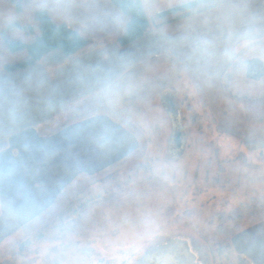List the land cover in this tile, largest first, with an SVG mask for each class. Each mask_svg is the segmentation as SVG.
<instances>
[{
  "label": "crops",
  "instance_id": "1",
  "mask_svg": "<svg viewBox=\"0 0 264 264\" xmlns=\"http://www.w3.org/2000/svg\"><path fill=\"white\" fill-rule=\"evenodd\" d=\"M166 51L182 62L160 58L138 67L109 96L112 109L146 132L152 114L161 118L157 126H167L169 119L172 128L165 105L181 107L185 121L186 110L196 113L199 105L198 120L207 125L199 84L216 131L254 148L264 146V122L248 123L244 105L228 96L223 84L224 79L237 95L264 94V88L258 90L264 75L249 77L246 65L253 57L264 62V0H216L214 7L169 21L125 45L113 41L85 49L52 70L41 63L0 68V140L7 141L0 148V243L18 239L15 232L50 206L77 174L104 169L138 144L133 131L105 113L47 135L37 125ZM237 80L244 88L234 86ZM256 127L263 134L251 129ZM231 247L236 264H264V219L244 224Z\"/></svg>",
  "mask_w": 264,
  "mask_h": 264
},
{
  "label": "rangeland",
  "instance_id": "2",
  "mask_svg": "<svg viewBox=\"0 0 264 264\" xmlns=\"http://www.w3.org/2000/svg\"><path fill=\"white\" fill-rule=\"evenodd\" d=\"M172 2L162 0L158 7H169ZM242 84L234 81L239 88H244ZM179 88H183L181 83ZM261 88L264 84L258 90ZM199 108L197 105L196 113L192 108L186 110L187 144L179 158L166 157L172 132L169 119L167 126H157L155 121L161 118L152 114L151 126L144 132L146 149L139 158L74 194L49 223L28 235H18V239L14 236L6 244L2 241L0 264H138L147 249L171 236L189 237L206 264H236L233 254L221 247L216 214L264 200V161L258 158L264 146L254 148L241 137L211 132L208 124L198 120ZM251 129L263 134L262 128ZM150 179L178 183L175 202L169 195L158 194L142 208L110 213L109 226L96 229L88 238L68 234L83 203ZM28 236L32 244L20 250Z\"/></svg>",
  "mask_w": 264,
  "mask_h": 264
},
{
  "label": "trees",
  "instance_id": "3",
  "mask_svg": "<svg viewBox=\"0 0 264 264\" xmlns=\"http://www.w3.org/2000/svg\"><path fill=\"white\" fill-rule=\"evenodd\" d=\"M161 1L0 0V68L15 70L41 63L48 70H52L85 49L100 47L113 41L125 45L169 21L216 5V0H187L159 8ZM160 58L182 62L171 51L153 55L125 71L108 86L90 92L37 125L39 133L47 135L70 123L105 113L133 131L138 138V144L125 157L104 169L92 174L86 172L77 174L60 190L50 206L21 226L15 234H29L37 227L49 223L74 194L126 166L145 152L147 138L142 129L112 109L108 100L126 76L143 64ZM188 71L197 81L195 73L191 69ZM223 84L227 95L244 105L248 123L264 122V94L254 97L237 95L230 90L224 79ZM198 90L203 101L208 128L214 132L215 118L207 107L199 84ZM6 145V139H1L0 148ZM258 158L264 161V150L259 153ZM179 191L178 183H168L160 179L135 182L108 197L83 203L68 234L88 238L96 229L109 226L110 213L122 214L132 208H142L155 195L163 193L171 196L175 202ZM216 219L218 221L216 234L223 242L221 247L228 255H232L233 235L244 224L264 219V200L218 211Z\"/></svg>",
  "mask_w": 264,
  "mask_h": 264
},
{
  "label": "water",
  "instance_id": "4",
  "mask_svg": "<svg viewBox=\"0 0 264 264\" xmlns=\"http://www.w3.org/2000/svg\"><path fill=\"white\" fill-rule=\"evenodd\" d=\"M247 65V74L249 77L254 79H259L262 75H264V62L257 58L253 57L246 60ZM165 108L170 116L171 122H172V132L170 134V137L167 141V155L166 157L168 159H176L179 158L185 151L186 144H187V132L184 128L183 124V117L181 112V107H170L169 105H165ZM174 238H170L168 240V243H173ZM184 242V241H183ZM31 243V239L25 240L22 245H20V249L25 247ZM185 243V242H184ZM155 249L153 252L164 251L161 246L157 245L154 246ZM167 247V246H165ZM164 247V248H165ZM152 253V252H150ZM188 253V252H187ZM188 259L190 261V264H201L197 262L196 259H194L193 253L190 251L188 253ZM150 259V258H149ZM152 258L150 259V261ZM195 261V262H194ZM165 264H174L172 260L166 259Z\"/></svg>",
  "mask_w": 264,
  "mask_h": 264
},
{
  "label": "flooded vegetation",
  "instance_id": "5",
  "mask_svg": "<svg viewBox=\"0 0 264 264\" xmlns=\"http://www.w3.org/2000/svg\"><path fill=\"white\" fill-rule=\"evenodd\" d=\"M170 238H174L173 239L174 241L171 244L168 243V240ZM27 239H31V238H27ZM157 245L161 246V248L164 251L162 252L159 250L158 252H153V250L155 249L154 246L157 247ZM154 246L147 249L146 252L143 253L142 256L138 258L137 261L138 264H165L166 259H169L170 261L172 260L174 264H190V261L188 259L189 257L188 253L190 251L193 253L194 259H196L197 262L201 264H206L200 259V256L202 255L200 253V250L195 251L193 247V243L191 242L190 238L187 236H171L167 238L165 241L158 243ZM149 258L150 259L152 258V260L150 261Z\"/></svg>",
  "mask_w": 264,
  "mask_h": 264
}]
</instances>
